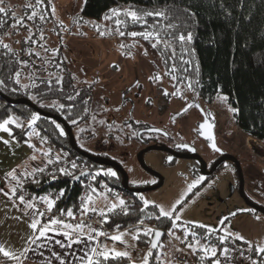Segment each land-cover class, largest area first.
<instances>
[{
    "label": "rangeland",
    "instance_id": "obj_1",
    "mask_svg": "<svg viewBox=\"0 0 264 264\" xmlns=\"http://www.w3.org/2000/svg\"><path fill=\"white\" fill-rule=\"evenodd\" d=\"M48 1L50 17L43 12V7H37L34 0H2L0 7L11 9L15 19L2 33L1 41L21 52L20 63L27 62V65L33 64L32 67L41 68L45 77L54 76L50 69L52 66H59L58 63H52L55 62V56L60 55L57 56L58 61L62 59L63 65L60 64L59 68H67L73 78L74 87L91 88L89 120L72 128L75 139L82 148L92 149L94 145L95 149L91 151L101 153L104 141L107 140L106 133H113L115 128L121 127L123 121H128L132 116L134 121L159 124L179 141L194 140L197 152L208 161L217 156V151L210 146L200 129L201 118H192V112L188 108L190 102L182 100L183 96L190 93L188 88L168 78L161 58L150 54L136 37L119 35L117 28L125 32L121 24L118 26L115 23L116 19L122 23L120 15L107 20L104 19L105 16L86 17L81 12L83 0ZM118 10L124 12L126 9ZM33 11L36 13L35 17L28 19ZM21 19L23 23L18 24L17 21ZM97 29L105 35H99ZM121 45L126 47L121 48ZM25 65L21 63L19 76V82L23 86L28 84L30 77ZM157 75L160 76L159 80L150 79ZM174 93H179L181 99ZM31 98L35 100L34 97ZM211 109L217 121L216 147L236 156L243 173L245 195L253 203L264 207V141L251 137L238 126L235 112L230 110L235 108L223 96L217 95L214 98ZM181 113L183 117H180ZM9 119L18 125L22 123L15 116ZM28 128L27 143L35 145L34 158L39 163L47 162L40 161L42 157L48 159L46 143L49 141L43 144L36 139L33 123L31 126L28 124ZM83 130L89 132L86 138L80 136ZM120 140L128 141V138L123 134ZM142 161L152 170L160 172L164 176V183L158 189L137 193L138 198L143 203L147 200V205H160L166 210L171 209L177 200H181V204L177 205V227L187 224L203 225L210 232L207 239L214 237L211 231H216L218 235L220 231L219 238L230 232L233 235L227 237L235 239V234H239L244 240L238 241L248 251H256L257 247L264 246V213L251 208L241 197L238 175L227 162L206 184L201 186L198 182L189 192L188 185L197 181L191 171L190 162L178 160L175 165H167L163 161V154L156 150H150L142 156ZM144 174L143 170L134 166L130 183L140 185L139 181ZM92 199V206L96 209L108 207L116 201L107 198L102 192ZM232 213L236 215L233 216ZM144 230L143 226L114 229L110 235L103 236L99 253L107 252L108 256H116L117 252H127L131 262L143 264L148 250L141 248L133 237ZM186 230L172 231L169 228L156 249L157 264H177V257L189 260V250L197 249L207 255L216 250L215 243L190 237ZM116 235H120L121 240L111 239ZM189 244L193 248H189ZM246 264H250V257Z\"/></svg>",
    "mask_w": 264,
    "mask_h": 264
},
{
    "label": "trees",
    "instance_id": "obj_2",
    "mask_svg": "<svg viewBox=\"0 0 264 264\" xmlns=\"http://www.w3.org/2000/svg\"><path fill=\"white\" fill-rule=\"evenodd\" d=\"M34 1L37 7L44 8L43 12L48 17L51 16L48 0H40L39 3ZM123 8L136 10L142 17L133 21L124 12H120L121 26L126 35L130 32L153 33L148 40L142 36H136V39L150 54L161 58L168 78L185 86L192 83L196 96L202 97L206 103H211L217 95L226 97L228 103L236 109L235 120L238 126L251 137L264 141V0H83L81 12L86 17L101 18L108 15L110 9ZM146 12H161L163 15L148 16L145 15ZM3 17L9 18L5 20ZM13 21L11 9L0 13V41L2 33ZM188 33L192 34V40L181 42L179 36H187ZM153 44H156L155 48ZM11 49L15 55L0 48V81H3L0 84L1 94L11 98H28L41 109L62 117L72 128L76 124L72 123L73 119L77 123L89 119L90 91L77 93L67 68H59L60 64L63 65L62 59L58 61L60 55L55 56V62L52 63H58L59 66L51 65L50 73H54L51 77L43 76L41 68L26 63L25 69L29 71L30 77L28 84L23 86L16 82V73H21L22 70V55L15 48ZM69 96L73 99H68ZM52 101L58 104H46ZM60 105L64 107L61 108ZM33 113L38 116L33 125L39 142L45 144L50 141L62 151L84 161L86 169L98 171L93 184L86 188L91 202L93 197L101 193L103 185L123 191L130 202L126 213L111 215L105 225L112 230L143 226L145 230L138 234L137 243L144 250H148L147 264H157L156 250L149 248L152 233L144 234L149 229L161 228L165 231L164 236L169 228L172 231L187 229L190 237L207 239L210 232L205 227L193 224L173 227V219L160 217L159 209L155 205H144L138 194L124 190L109 174V168L102 167L74 151L65 127L57 120L40 115L26 104L9 103L0 95V123L10 120L12 116L22 120L20 125L14 122L8 124L12 135L19 142H28L27 122ZM84 171H68L71 175L52 173L38 179L30 188L37 194L60 191V207L65 210L72 209L76 206L88 175H83ZM211 233L214 237L207 240L217 245L216 254L207 255L196 249L192 254L195 264H210L227 242L232 241L243 246L231 237H226L221 242L220 231L219 235L216 231ZM253 261L264 264V255L250 251V263L253 264ZM12 262V259L0 254V264ZM93 264L134 263L128 257L108 256L107 259L103 257L93 260Z\"/></svg>",
    "mask_w": 264,
    "mask_h": 264
},
{
    "label": "crops",
    "instance_id": "obj_3",
    "mask_svg": "<svg viewBox=\"0 0 264 264\" xmlns=\"http://www.w3.org/2000/svg\"><path fill=\"white\" fill-rule=\"evenodd\" d=\"M6 127L8 131L0 130V247L19 257L18 260L8 257L12 259V264H87L88 257L92 260L103 258L99 255L100 246L103 245L102 233H96L89 228L50 227L46 237L38 239L35 244L30 243V238L38 235L29 226L34 220L32 208L14 197L11 190L15 189V179L7 174L14 172L17 177L22 172L33 171L39 161L33 159L36 155L35 145L19 142L12 135L11 128L8 125ZM4 141L8 143L5 144ZM42 159L40 162L47 160L44 157ZM227 163L234 169L233 164ZM64 231H70L73 239L78 237L81 242L73 243L71 248L67 247L68 241L58 235ZM57 240L65 246L61 247L55 242ZM25 249L30 250L24 252ZM22 252L24 255H21ZM189 253V264H195L193 250H189Z\"/></svg>",
    "mask_w": 264,
    "mask_h": 264
},
{
    "label": "flooded vegetation",
    "instance_id": "obj_4",
    "mask_svg": "<svg viewBox=\"0 0 264 264\" xmlns=\"http://www.w3.org/2000/svg\"><path fill=\"white\" fill-rule=\"evenodd\" d=\"M190 85L191 87H189V85L185 86L188 88V91H190V93L188 92L187 96L182 95L183 96L182 100L184 101L188 100L190 102L188 104V108L192 112L191 114L192 118H196V116L201 118V122L199 124L201 131H202V128L206 127L209 122L213 126L214 133L216 136L217 121H216V117L214 116L213 110L211 109L212 102L206 103L202 99V97H197L194 85L192 83ZM76 91L77 93L81 91H84V92L90 91V99H89V104H90V100L92 98L91 88H87V87L80 88V89H76ZM177 98L181 99V96L179 93L177 94ZM137 101L139 104V100ZM89 104H88V109H89ZM189 105H195V106L189 107ZM180 117H183L182 113ZM84 122L85 121L76 123L74 126H78L80 124H83ZM113 122L114 121H112V123ZM123 122L124 124L121 127L115 128L113 133L111 134L106 133L107 140L104 141V145L102 146L103 148L100 150L101 153H94V151H91L95 149L94 145L91 147L92 149H86V148H82L77 143L76 139L75 141L80 148L87 151L88 153H91L95 156H101L104 158H108L118 163L121 166V168L127 173V177H128L127 183L131 188H146V187L157 185V187L154 189H158L164 183V176L160 172H156L152 170L146 164L142 166L140 163V159L138 156L142 158V156L146 155V153H148L150 150H156V151L161 152L163 154V161L167 165H175L178 162V160H185V161L190 162L191 171L193 173V176L197 181H199V184L201 186L206 184L208 180L214 176V174L220 169V167L225 162H229V161H223L216 167L214 172H212L211 174H208V172L211 170L212 165L226 152H224L223 150L222 152L217 151L218 153L217 156L212 161H208L205 157H202L197 152L196 143L194 140L179 141L178 139L174 138L171 135L169 130L163 128L159 124L147 123V122H142V121L140 122L134 121L132 120V116H130L128 121L124 120ZM128 122H129V125H126V123ZM201 125H204V126L201 127ZM126 127H127V131L124 132ZM108 129H110V127ZM120 133L122 134L120 135ZM88 134L89 132H86L83 130L81 131L80 136L86 138ZM123 134L126 138H128V141H124V140L119 141L120 137ZM116 135H119V136L114 137ZM208 141H209L208 143L210 144L209 139ZM151 146H157L158 148L149 150V147ZM196 153H198L204 159V161L206 162V166H203L202 161L194 157L196 156ZM100 165L102 167H107L111 170V172H114L115 175H112L114 180L118 182L120 186L122 187L123 182H124V175L121 169H119L118 167L114 165H109V164H100ZM134 166H136L137 168L139 167L141 171L143 170L145 172L143 178L140 180L141 183L139 181L140 185H132L130 183V176L133 172ZM233 170H235V172L237 173L235 167ZM154 189H151V190H154ZM151 190H147V191H151ZM126 191L132 192L130 190H126ZM143 192H146V191H143ZM132 193L137 194L140 192H132ZM178 208L179 207H177V209Z\"/></svg>",
    "mask_w": 264,
    "mask_h": 264
},
{
    "label": "built area",
    "instance_id": "obj_5",
    "mask_svg": "<svg viewBox=\"0 0 264 264\" xmlns=\"http://www.w3.org/2000/svg\"><path fill=\"white\" fill-rule=\"evenodd\" d=\"M46 148L48 150L47 162L38 163L33 171L22 172L16 177L14 181V197L18 199L19 196L23 195L25 202L33 205V217L35 220L40 221V225L38 226L47 224L51 218H55L73 226L82 224L84 225L82 228H89L96 233L100 232L102 233V237L110 235L113 230L106 227L105 221L113 214L126 213L130 205V202L125 198L123 191L103 185L100 192L105 194L109 199H115L116 201L114 203L117 204V207L112 211H109L108 209L111 207V204L108 207H103L101 209L95 208L96 211H91L90 209L94 208V206H92V203L87 196L86 188L93 184L94 179L98 175V171L86 169L87 166L84 161L70 153L62 151L60 147L50 141L46 143ZM73 164L76 165L75 168L72 167ZM41 168L43 169L42 172L36 171V169ZM61 169H64L67 172L74 169L79 171L87 170V174L89 175L82 186V191L77 199L76 206L70 209L73 212L72 217L67 215L69 209L65 210L60 207V200L62 197L60 191H44L37 194L30 188L38 179L52 173L61 172ZM44 197L53 201L51 211H48L47 202L42 199ZM121 199L124 201L123 205L119 204V200ZM84 208H88L89 210L85 212L83 211ZM101 212L103 215H101ZM39 213H43V216L39 215ZM56 226L63 225H50V227ZM225 249H228L226 254L224 252ZM249 257L250 251H248V249L230 241L223 245L220 252H218L210 264H246ZM176 263L189 264V260L177 257Z\"/></svg>",
    "mask_w": 264,
    "mask_h": 264
},
{
    "label": "snow or ice",
    "instance_id": "obj_6",
    "mask_svg": "<svg viewBox=\"0 0 264 264\" xmlns=\"http://www.w3.org/2000/svg\"><path fill=\"white\" fill-rule=\"evenodd\" d=\"M39 2H40V0H37V3H39ZM0 3H2V0H0ZM29 7H30V6H29ZM5 12H6V9H5L4 7H0V13H5ZM109 12L111 13V15H106V16L104 17V19L107 20V19H111L113 16H119V15H120V10H118V9H110ZM123 14L126 15V16H128V17H130L133 21H137V20H140V19L142 18L138 11L133 10V9H131V8L128 9V10H125ZM35 15H36V13H35V11H33V12H32V15L29 16L28 19H32L33 17H35ZM145 15H148V16H152V15L161 16V15H163V13H161V12H146ZM13 18L15 19V16H13ZM40 18H41V19H44L43 16H41ZM17 23H18V24H22V23H23V20H22V19H21V20H18ZM115 23L119 26V25L121 24V20L116 19ZM97 30H98L99 35H101V36L105 35V33H104L103 31H99V29H97ZM117 31L119 32V35H120V36H124V35H126L125 32H123V31H119V28H117ZM127 35H129V36H131V37L142 36L145 40H148V39H150V38L153 36V33H151V32H147V31H145V32H139V33H138V32H130V33H127ZM41 38H43V37H41ZM29 40H31V37H29ZM179 40H180L181 42H184V41H188V42H190V41L192 40V34H191V33H188L187 36L181 34V35L179 36ZM157 42H159L158 37H157ZM152 46L155 48V47H156V44H153ZM124 47H126V46H125V45H121V48H124ZM0 48H3V49H5V50H7V51H9V52H12V49L10 48V46H9L8 44H6V43H3V41H0ZM12 54L15 55L14 52H12ZM129 55H130V53H129ZM21 63H25V64H26L27 62H21ZM19 76H20V73L17 72V73H16V77H17L16 82H17V83H19ZM150 79L159 80V79H160V76L157 75V76H154V77H150ZM58 82H59V81H58ZM0 84H3V81H0ZM189 87H191V85H189ZM174 94H178V93H174ZM165 95H167V93H165ZM68 99L71 100V99H73V97L69 96ZM225 99H226V97H225ZM54 103H55V102H54ZM192 106H195V105H189V107H192ZM60 107L63 108L64 105H60ZM186 110H187V109H185V111H186ZM230 110L233 111V112L236 111V109H230ZM37 119H38V116L35 115V114H33L32 117H31V119H30V121H29V126H31V124L34 123ZM10 123H12L11 120H5L3 123H0V130L8 131L6 125H8V124H10ZM72 123L75 124V123H77V121H76L75 119H73V120H72ZM101 123H103V122H101ZM203 126H204V125H201V127H203ZM57 127L59 128L60 126L57 125ZM61 135H63V131H62V130H61ZM208 139L211 140L212 137L209 136ZM4 143L7 144L8 141H4ZM210 146H211L214 150L219 151V149L216 148L215 143H212ZM46 155H47V153H46ZM33 159H34V157H33ZM72 167L75 168L76 165L73 164ZM36 171H40V172H42L43 169H42V168H41V169H36ZM60 171H61L64 175H71V173L65 171L64 169H61ZM82 174H83V173H82ZM109 174H110V175H115V173H114V172H111V170H109ZM7 175L10 176V177H12L13 179H16L14 172H10V173H8ZM74 178H75V177H74ZM198 182H199V181H196V182H194L193 184H189L187 190L190 192V191L196 186V183H198ZM11 191H12V194L14 195V194H15V189H12ZM93 191H95V190H93ZM5 195H8V193H5ZM18 199L20 200L21 203H26L23 195L19 196ZM42 199H44V200L47 202V208H48V211H51V209H52V207H53V201L48 200L47 197H44V198H42ZM89 199H91V197H89ZM148 203H149V202H148L147 200L144 201V204H145V205H147ZM119 204H120V205H123V204H124V201H123L122 199L119 200ZM180 204H181V200H177V201L175 202V204L172 205L171 209H168V210H166L164 207H161L160 205H155V207L159 208V216H160V217H167V218H170V219H172V218L174 217V219H173V227H175V226H176L175 221H176V220H179V216L176 215V212L178 211V209H177V205H180ZM26 206H27L28 208H32V207H33V205H32L31 203H27ZM116 207H117V204L113 203V204L111 205V207H110L108 210H109V211H112V210L115 209ZM88 210H89L88 208H84V209H83V211H85V212L88 211ZM90 210H91V211H96L95 208H92V209H90ZM39 215L43 216V213H39ZM67 215H68L69 217H72V216H73V212H72V210L69 209V210L67 211ZM101 215H103L102 212H101ZM232 215L234 216V215H236V213H232ZM224 220L226 221V220H227V217H225ZM221 223L223 224L224 221H221ZM38 225H40V221H39V220H35V219H34L33 222L29 225L30 228H32V229L34 230V232H38V235H34L33 237L30 238V243H31V244H35L36 241H37L38 239L43 238V237H46V233H48V232L51 230V229H50V225H63V227H64L65 229H73V228H75V229H80V228L84 227V225H82V224H77V225L73 226V225H70V224L64 223L62 220L55 219V218H51L47 224H44V225H42V226H40V227H38ZM117 227H119V226H117ZM200 227H204V226H203V225H200ZM151 233H152V230L149 229V230H147L144 234H145V235H150ZM170 234H171V231H170ZM58 235H62V236L68 241V243H67L66 246L69 247V248H71V246H72L73 243H80V242H81L80 239H79L78 237H77L76 239H73L72 234H71L70 231L60 232V233H58ZM154 235H155V237L159 238V237L162 235V233L159 232V231H156V232L154 233ZM228 235H233V234L230 233V232H229V233H226L225 236H221V237L219 238L220 241H221V242H224V241L226 240V237H227ZM90 238H91V237H90ZM133 238H134V239H139V236L137 235V236H134ZM111 239H112V240L119 241V240H121V236H120V235L112 236ZM235 239H236V240H244V237H243V236H240L239 234H235ZM55 242H56L57 244H60L61 247H64V246H65V245H64L61 241H59V240H57V241H55ZM245 242L247 243V241H245ZM152 247H153V248L157 247V244H156L155 241H152ZM188 247H189V248H193V245L189 244ZM250 247H251V245H250ZM28 250H30V249H25L24 252H27ZM93 251H95V249H93ZM227 251H228V249H225V250H224L225 254L227 253ZM256 251H257L259 254H264V246H259V247H257V248H256ZM24 252H22L21 255H24ZM0 253H2L4 256H6V257H10V258H12V259H14V260H18V259H19V257L15 256L13 253H11V252H9V251H5V249H4L3 247H0ZM212 254L215 255V254H216L215 251H213ZM99 255L103 256L105 259L108 258V253H107V252H101V253H99ZM115 255H116L117 257H127V256H128V253H127V252H117V253H115ZM87 264H93V260H92L91 257H88V258H87ZM144 264H147V257H145ZM253 264H257V262H256V261H253Z\"/></svg>",
    "mask_w": 264,
    "mask_h": 264
},
{
    "label": "water",
    "instance_id": "obj_7",
    "mask_svg": "<svg viewBox=\"0 0 264 264\" xmlns=\"http://www.w3.org/2000/svg\"><path fill=\"white\" fill-rule=\"evenodd\" d=\"M0 95L9 103H15V104H26L30 107H32L37 113H39L40 115H43V116H46V117H50V118H53L55 120H57L59 123H61L67 133H68V137H69V143H70V146L71 148L76 151L78 154L82 155L83 157L89 159L90 161L94 162V163H97V164H109V165H114L116 167H118L119 169H121L123 175H124V182H123V185H122V188L125 189V190H130L132 192H143V191H147V190H151V189H154L157 187L156 186H151V187H146V188H131L127 181H128V177H127V173L121 168V166L108 159V158H104V157H101V156H95L91 153H88L87 151L83 150L82 148H80L76 141H75V136L73 134V131H72V128L71 126L68 125V123L60 116L56 115V114H53V113H49L41 108H39L37 105H35L30 99L28 98H25V97H19V98H11V97H8L4 94H1ZM202 131H203V134L205 135L206 138H208L209 136L212 137V139L210 140V145L212 143H215V133H214V129H213V126L208 122L207 126L202 128ZM158 148L157 146H151L149 147V150L150 149H156ZM217 148V147H216ZM218 152H222L221 149H219ZM139 159H140V163L141 165H145L144 162L142 161V158L140 156H138ZM196 157L197 159L201 160L202 161V164L203 166H206V162L204 161V159L198 154L196 153ZM223 161H231L234 163L235 165V169L237 171V174H238V180H239V193L241 195V197L245 200V202L247 203V205H249L251 208L255 209V210H258V211H261L264 213V207L262 206H259L255 203H253L252 201H250L247 196L245 195L244 193V178H243V173H242V169H241V166H240V162L238 161V159L236 158V156H234L233 154H230V153H224L211 167V170L208 172V174H211L212 172L215 171L216 167L222 163ZM148 168V167H147ZM87 170H85L83 172V175H86L87 174ZM156 231H159L162 233V235L157 238L155 237L154 233ZM165 234V231L161 228H154L152 230V235L150 237V241H149V248H151L152 250H156L158 245H159V242L160 240L163 238ZM152 241H155L156 244H157V247L153 248L152 247Z\"/></svg>",
    "mask_w": 264,
    "mask_h": 264
}]
</instances>
